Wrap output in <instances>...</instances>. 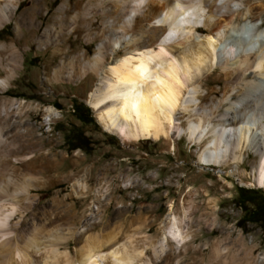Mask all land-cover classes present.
I'll return each instance as SVG.
<instances>
[{
    "label": "rangeland",
    "instance_id": "obj_1",
    "mask_svg": "<svg viewBox=\"0 0 264 264\" xmlns=\"http://www.w3.org/2000/svg\"><path fill=\"white\" fill-rule=\"evenodd\" d=\"M64 1L70 6L67 16L75 7L82 9L87 4V0H41L33 10V25L24 26L22 34H15V19L0 29V41L14 42L19 52L14 78L0 89L2 135L14 141L8 149L13 154H31L23 163L7 164L0 146V186L10 182L5 171L10 167L31 187L27 199L18 193L12 195L7 186L0 192V199L6 194L17 196L26 207L11 219L20 241L29 237L28 228L36 222L42 234L50 230L58 247L66 248L78 261L88 235L100 241L109 238L112 244L144 233L159 239L169 202L174 201L179 210L178 203L184 199L191 202L186 219L191 234L186 247L180 250L178 259L177 252L169 260L162 255L156 264H175L176 260V264H264V189L246 184L253 182L252 164L258 161L254 149L246 148L242 163L237 165L239 176H234L229 172L232 165L198 163L199 147L190 145L184 134L166 150L162 141L125 144L104 130L87 102L96 78L90 72L76 77L82 62L74 58L82 52L84 60L92 58L97 41H91L88 33L100 31V20L95 19L88 32L83 29L82 18H78L76 23L82 31L70 33L73 43L69 48L65 43H60L59 50L54 45L40 47L36 41L52 24ZM259 1L262 7L256 9L258 19L248 23L250 27L242 36L232 31V38L227 39L243 43L236 50L238 56L256 52L264 40V35L253 40L256 29L264 28V0ZM50 2L44 11V5ZM33 4V0L21 1L16 17L30 12ZM242 11L244 8L239 6L237 12ZM11 54L15 56L8 49L2 54L7 67H11ZM67 73L73 74L70 79L65 77ZM248 81L251 85L245 86V91L237 98L232 96L231 102L237 100L235 104L231 106L229 99L220 111L231 106L230 112L234 110V115L239 114L258 129V124L264 125V74L250 75ZM224 86L223 71L216 68L199 91L217 99L222 97ZM47 108L54 113L48 115ZM213 246L218 248L217 253H212Z\"/></svg>",
    "mask_w": 264,
    "mask_h": 264
},
{
    "label": "bare ground",
    "instance_id": "obj_2",
    "mask_svg": "<svg viewBox=\"0 0 264 264\" xmlns=\"http://www.w3.org/2000/svg\"><path fill=\"white\" fill-rule=\"evenodd\" d=\"M21 1L24 0H0V29L15 19L17 36L22 34L24 26L33 25L36 18L33 10L41 0H33L31 11L16 17ZM254 3L251 0H87L84 8L75 7L67 16L70 6L64 1L52 24L45 27L36 41L40 47L54 45L59 50L60 43H65L69 48L73 43L70 33L82 31V26L78 29L76 23L78 18H82L83 29L88 32L92 22L100 20V31L88 33L91 41H97L92 58L84 60L85 52H82L74 60L82 62L78 68L80 75L77 73L76 77L90 72L96 78L87 102L101 127L125 144L149 139L162 141L166 150L173 148L174 142L184 134L190 145L199 147L198 163L232 165L229 172L234 176H239L237 165L242 163L244 151L251 146L258 161L252 164L253 182L246 184L264 189V125L254 128L239 114L234 115V110L229 111L237 101L231 102L233 97L237 98L251 85L248 77L264 74V40L256 52L239 56L236 50L242 42L227 40L232 31L242 36L250 27L248 23L258 19L256 9L262 5L258 0ZM51 4L46 3L43 10L47 11ZM239 6L244 11L237 12ZM262 35L264 28H257L253 40H260ZM7 49L15 53V56L11 54V67L3 64L2 54ZM18 53L14 42L0 41V68L4 70V75L0 76L1 90L16 74ZM216 68L222 70L225 77L224 92L217 99L199 91ZM72 75L67 73L65 77L70 79ZM228 100L231 106L220 111ZM46 111L48 115L54 113L52 108ZM9 140L3 137L0 124V146L7 164L30 159L31 154L10 152L8 149L14 146V141ZM8 170L5 171L10 182L1 185L0 192L7 186L12 195L18 193L27 199L30 185L18 176L15 168ZM16 197L6 194L0 199V264H156L162 255L169 260L178 253L175 256L178 259L191 234L186 220L191 202L182 199L178 210L174 201H170L159 239L144 233L126 235L123 241L112 244L109 238L100 241L97 236L88 235L79 250V260L74 261L66 248L58 247L50 230L42 234L36 222L28 228L29 237L20 241L19 231L11 223L12 217L24 208ZM211 250L218 252L216 246Z\"/></svg>",
    "mask_w": 264,
    "mask_h": 264
}]
</instances>
